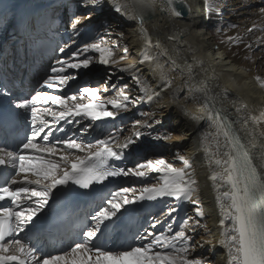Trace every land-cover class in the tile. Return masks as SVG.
Returning <instances> with one entry per match:
<instances>
[{
    "label": "snow or ice",
    "instance_id": "1",
    "mask_svg": "<svg viewBox=\"0 0 264 264\" xmlns=\"http://www.w3.org/2000/svg\"><path fill=\"white\" fill-rule=\"evenodd\" d=\"M76 2L85 12L74 14L67 27L71 37H86L81 44L73 49L72 40L58 46L63 55L30 91L19 92L7 74L0 77V264H213L208 257L193 255L213 241L195 239L200 229H210L202 223L206 213L190 158L175 154L182 167L158 154L138 158L131 166L128 162L130 156L139 157L142 137L162 143L173 140L171 132L157 129L161 125L157 113L166 107L165 95L171 92L176 97L183 91L172 76L179 65L153 43L144 26L145 15L159 7L181 18L190 7L185 0L179 5L177 0H111L116 13L139 22L144 41L138 61L142 67H137L124 64L127 45L117 57L122 33L111 41L103 23L81 32L92 24V13L106 0ZM208 11L219 14V0H208ZM259 12L264 18V7ZM246 31L264 32V25L254 22ZM227 42L253 49L239 34L229 35ZM256 46L264 47V35L257 37ZM96 65L105 69L103 84H82L72 90L71 84L99 70ZM145 67L154 81H149ZM180 71L188 77L185 86L192 98L205 103L203 114L193 119H206L215 129L204 134L203 143L214 137L216 144L215 151L208 146L204 151L212 169L208 178L219 193L217 242L227 250V264H264V167L254 162L249 147L256 146L257 138L264 139V109L256 115L248 104L233 101L236 112L244 114L241 131L250 137L246 142L235 122L216 107L211 90L190 84L193 68ZM117 73H127L141 95H133L128 83L112 82ZM255 79L264 88V77ZM110 91L113 94L106 96ZM143 103L155 108L139 113L141 118L132 121L130 135L121 139L124 129L120 127L98 131L100 124L122 119L123 113ZM93 133L98 134L88 139ZM220 137L227 149L223 154H219ZM128 177L139 181V186L109 189L112 180ZM79 202L84 207L71 218L62 213L64 206ZM145 202L164 206L158 214H149L147 226L130 227L128 221ZM183 203L195 206L194 215L178 221V205ZM117 231L126 236L114 244L112 235Z\"/></svg>",
    "mask_w": 264,
    "mask_h": 264
},
{
    "label": "bare ground",
    "instance_id": "2",
    "mask_svg": "<svg viewBox=\"0 0 264 264\" xmlns=\"http://www.w3.org/2000/svg\"><path fill=\"white\" fill-rule=\"evenodd\" d=\"M185 2L191 9L187 17L174 18L157 7L156 16L151 20H145L144 24L153 43H158L161 50H166L179 65L172 76L175 77V83L183 87V91L176 97H173L171 92L165 95L162 103L166 107L162 112L157 113L161 120V125H157V129L171 132L174 138L170 143H162L152 141L150 137H142L143 147L139 157L130 156L128 162L131 166L138 158L143 159L145 156L151 157L158 154L174 161L177 167H182V162L175 161V154L180 153L190 158L200 185L199 200L206 213L202 223L206 222L210 229L209 232L200 229L195 239L213 241L212 245L205 243L203 247L197 248L193 255L208 257L213 264H227V250L217 242L220 210L216 198L219 193L208 178L212 169L208 166L204 151L206 146L212 147L215 151V139L209 137L208 144L203 143L204 134L214 133L215 129L209 126L210 122L206 119H193L194 116L203 114L205 103L202 98L193 99L189 94V87L185 86L188 77L180 69H186L188 66L193 68V80L190 84L193 87H204L211 90L210 95L216 98V107L222 109L227 117L235 122L234 127L240 132L242 139L247 142L250 137L241 131L244 114L236 112L233 101L248 104L249 109L254 110L256 115L264 109V88L255 79L256 76L264 77V62L259 61V57L264 56V47L256 46L257 37L264 35V32L249 34L246 31L254 22L264 25V18L259 12V9L264 7V0H223L229 10V15L223 18L232 20L237 27L224 33V40L222 39L221 42H218V35L207 29L211 18L225 16L224 7H220L219 14L212 15L208 11V0H185ZM61 7L65 8V11L60 12ZM78 12L83 13L85 9L78 8L76 0H0V34L6 35L8 41L4 60L0 65L2 70L11 73L15 79L19 80H24L28 74L30 82L36 85V81L45 74L50 65L55 63V59L63 55L58 51V46L75 40V44L72 45L74 49L82 43L83 39H86L83 36L71 37L67 27L68 22L65 20V15L66 19H70ZM92 17V24L88 28L82 27L81 32H86L92 27H99L103 23L110 30L111 41L118 40L122 33L121 47L127 45L129 48L128 59L124 64L136 63L137 67H142L138 61L141 57L144 38L139 31V22L116 13L111 6V0H106L102 8L92 13ZM238 34L243 36L245 43L253 44L251 51L247 50L244 45L236 46L227 42L229 35ZM59 35L60 38L62 35V43L58 41ZM255 50H259L256 55L253 54ZM233 53L236 54L233 55ZM245 56L249 58L245 59ZM165 67L169 65L166 64ZM102 69L104 71L89 72L79 82L71 84V89L74 90V85L76 87L88 83L95 86L102 79L100 77L106 74L105 69L103 67ZM108 71H114V69H108ZM144 71L149 81H154L155 78L147 72L146 67ZM100 72H104V75H99ZM119 76H123V79H118ZM112 82L117 85L120 82V86L128 83L133 95H141L133 86L127 73H117L113 76ZM193 94L199 95L198 93ZM154 108V104L143 103L133 108V118L140 119V112H150ZM127 113H123L122 119L118 118L115 122L100 124L98 131L120 127L124 129L121 139L130 135L131 123L129 126L127 123L131 121ZM97 134L93 133L88 139H93ZM220 143L219 154H223L227 150L223 147V137H220ZM255 143V147L249 146L250 152L254 157V162L264 167V147H262L264 139L257 138ZM116 185L115 189L121 186L138 187L139 181L132 177L118 178ZM168 203L173 202L168 201ZM163 206V202L151 204L145 202L143 208L138 209L131 220L147 226V220L151 219L149 214H158ZM178 207V221L186 215H194V205L183 203ZM122 234L124 240L126 233L120 231V236Z\"/></svg>",
    "mask_w": 264,
    "mask_h": 264
},
{
    "label": "rangeland",
    "instance_id": "3",
    "mask_svg": "<svg viewBox=\"0 0 264 264\" xmlns=\"http://www.w3.org/2000/svg\"><path fill=\"white\" fill-rule=\"evenodd\" d=\"M263 1V0H262ZM219 4H220V7H224V11H226L225 12V16H221V17H219V18H211L210 19V22H209V25H208V31H211V32H214V34H216V35H218L217 36V39H218V42H221V41H223L224 40V33H227V32H229V31H231V30H233V29H235L237 26H235L236 24L231 20H227V19H225V18H223V17H226L227 15H229V10L226 8V5L224 4V2H223V0H219ZM222 5V6H221ZM224 5V6H223ZM62 10H64L65 11V8H63V7H61V11L60 12H62ZM97 19H99V18H97ZM55 20H57V19H55ZM65 20H66V22H68L69 21V18H67L66 19V15H65ZM232 23V24H231ZM234 24V25H233ZM223 33V34H222ZM222 35V36H221ZM221 37H223V38H221ZM61 38H62V35H61ZM61 38H60V35H59V42L60 43H62V40H61ZM223 39V40H222ZM117 51V53H118V57L120 56V55H123V52H122V47L120 46V48L119 49H117L116 50ZM122 53V54H121ZM259 53V50H255L254 52H253V54L254 55H256V54H258ZM259 61H262V62H264V56H262V57H259ZM125 62V61H124ZM98 66V65H97ZM96 68H98L99 70L98 71H96V72H99L100 70H102V71H104L103 69H102V67L101 66H98V67H96ZM99 75H104V72H100L99 73ZM104 76H101L100 78H103ZM126 79H128L127 77H126ZM79 82V81H78ZM88 84H90V83H88ZM98 84H103V79H100L99 80V82L96 84V85H98ZM120 82H118V85L120 86ZM125 84V83H124ZM95 85V86H96ZM92 86H94V85H92ZM77 87V86H76ZM75 87V85L73 86V88L75 89L76 88ZM130 88H129V90H131V86H129ZM109 93H111V94H113L112 92H109ZM133 115H134V110H133V108L127 113V116L130 118V121L131 122H129V123H127V126H129V124L130 123H132V121L133 120H135L134 118H133Z\"/></svg>",
    "mask_w": 264,
    "mask_h": 264
},
{
    "label": "water",
    "instance_id": "4",
    "mask_svg": "<svg viewBox=\"0 0 264 264\" xmlns=\"http://www.w3.org/2000/svg\"><path fill=\"white\" fill-rule=\"evenodd\" d=\"M181 2V0H177V4L179 5ZM164 13V11H162ZM190 11H188L187 9H185V14L182 16L183 18L187 17L189 15ZM156 16V13L155 12H150V13H147L145 15V20H151L153 19L154 17Z\"/></svg>",
    "mask_w": 264,
    "mask_h": 264
}]
</instances>
